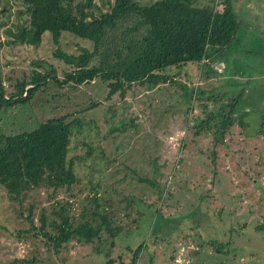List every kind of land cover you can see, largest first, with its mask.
Returning a JSON list of instances; mask_svg holds the SVG:
<instances>
[{"label": "rangeland", "instance_id": "obj_1", "mask_svg": "<svg viewBox=\"0 0 264 264\" xmlns=\"http://www.w3.org/2000/svg\"><path fill=\"white\" fill-rule=\"evenodd\" d=\"M136 1L147 5L156 0ZM5 2L0 0V23L9 28L19 22L16 11L21 8ZM96 3L102 4L101 0ZM232 3L239 21L234 40L210 67L188 64L180 71L174 69L170 76L176 78L166 85L151 91L135 86L125 99L114 96L91 111L86 110L89 104L103 101L107 93L100 80L76 89H60L48 82L29 106L9 111L0 131L18 127L31 131L39 122L68 114L81 119V131L73 129L68 162L83 186L103 184L111 193L112 211L124 230L129 229L115 238L113 248L101 244L103 253L92 245L73 242L69 250L56 256L31 234L16 236L18 230L28 228L24 220L28 205H33L36 215L42 208L49 211L46 192L31 193L20 206L0 187V264L33 257L40 264H109L110 259L117 264L121 257L128 261L127 249L140 243L144 247L137 264H264V82L253 81L248 96L244 91L248 65L264 66V0ZM249 12L260 15L261 21L251 25L254 17ZM258 25L262 30L253 29ZM5 28L0 29V71L6 97L16 91L18 83L29 79L32 70L45 73L37 62L52 66L63 77L69 68L54 57L57 49L78 55L81 49L90 48L88 42L69 34H63L56 45L48 33L37 47L9 45ZM210 69L219 79L207 83L205 75L213 76ZM197 88L199 97H185ZM238 95L237 122L226 134L225 143L219 140L213 146L214 130L194 135L196 123L216 109L228 112L225 105ZM126 120L134 124L108 134ZM91 207L90 200H80L76 218L83 208ZM208 240L229 245L222 249L225 253L216 254L205 244Z\"/></svg>", "mask_w": 264, "mask_h": 264}, {"label": "trees", "instance_id": "obj_2", "mask_svg": "<svg viewBox=\"0 0 264 264\" xmlns=\"http://www.w3.org/2000/svg\"><path fill=\"white\" fill-rule=\"evenodd\" d=\"M101 2L97 5L96 0H6V4H16L21 8L16 11L18 23L9 28L0 23V29L6 27L4 34L11 39L6 44L37 47L44 34L48 33L56 45L63 34H69L88 42L90 48L81 49L78 55L57 49L54 57L69 68L63 77H59L52 66L37 62L36 66L45 68V73L32 70L29 79L18 83L16 91L8 97L2 87L0 71V123L9 118L10 110L29 106L48 82L60 89H76L100 80L107 89L106 96L103 101L91 102L86 109L89 111L109 103L114 96L125 99L135 86L151 91L159 85H166L174 78L170 76L174 69L180 71L188 64H213L214 58L230 47L239 22L232 0L202 3L200 0H156L147 5L136 0ZM210 74L217 77L216 71L211 70ZM210 76L205 75V81ZM199 93L197 88L184 95L186 98L199 97ZM239 98L241 95L233 96L224 104L229 108L228 112L223 113L221 108L208 113L204 120L194 125V135L214 130L211 132L213 146H217L219 140L225 143L226 134L237 122ZM111 113L113 118L114 110ZM39 123L31 131L19 127L11 130L10 124V132L0 131V187L11 201L20 206L31 193L42 190L49 200V211L42 208L37 215L33 205H28L24 217L28 228L18 230L16 236L26 238L31 234L43 243L47 252L56 256L69 250L73 242L92 245L96 252L102 253L103 243L113 248L115 238L129 228L124 230L112 211L111 193L105 191L99 182L89 188L83 186L72 163L68 162L73 129L80 132L82 120L68 114ZM133 124L132 120L129 123L121 121L122 127H110L108 134L122 132L124 125ZM88 149L90 154L92 149ZM212 155L215 157L216 153ZM212 164H215L213 159ZM140 181L154 184L147 179ZM85 193L89 194L84 196ZM82 199L90 200L92 207L83 208L76 218L74 211ZM257 228L262 230L260 226ZM232 230L230 227L228 235L231 236ZM221 243L205 241L216 254L225 253L222 249L229 245L225 246L228 242ZM143 247L144 244L140 243L127 249L130 259L126 261L121 257L117 264H137ZM108 262L114 263L111 259ZM7 264L40 262L33 257L14 259Z\"/></svg>", "mask_w": 264, "mask_h": 264}, {"label": "crops", "instance_id": "obj_3", "mask_svg": "<svg viewBox=\"0 0 264 264\" xmlns=\"http://www.w3.org/2000/svg\"><path fill=\"white\" fill-rule=\"evenodd\" d=\"M250 10L251 9H249V11ZM248 16L254 17V20L251 19L252 20V24L251 25H255V24H257L258 22L261 21L260 15H257V13H251V12H249L248 13ZM261 26L258 25L256 28H253V29L262 30V27ZM248 53H249L250 56L253 55V51H250V49H249ZM248 69H249V73L250 74H248L247 76L244 77L245 78V85H246L244 91L247 93V96H248V94H250L248 92V89H249L250 85H253V83H252L253 81H259L260 83H263L264 82V66H261L260 69H257V65L249 64L248 65ZM218 76L219 75H217V77H214V74H213L212 77L210 76V78L208 79L207 83H209L210 81H215V80L219 79Z\"/></svg>", "mask_w": 264, "mask_h": 264}]
</instances>
